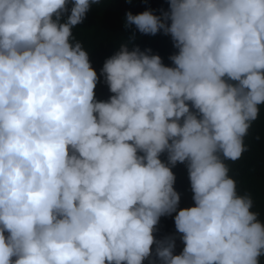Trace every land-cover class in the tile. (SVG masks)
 Here are the masks:
<instances>
[{
    "label": "clouds",
    "instance_id": "1",
    "mask_svg": "<svg viewBox=\"0 0 264 264\" xmlns=\"http://www.w3.org/2000/svg\"><path fill=\"white\" fill-rule=\"evenodd\" d=\"M106 2L0 0V264H261L229 162L264 106V0L129 11L97 73L74 30ZM137 33L169 37L170 63Z\"/></svg>",
    "mask_w": 264,
    "mask_h": 264
},
{
    "label": "trees",
    "instance_id": "2",
    "mask_svg": "<svg viewBox=\"0 0 264 264\" xmlns=\"http://www.w3.org/2000/svg\"><path fill=\"white\" fill-rule=\"evenodd\" d=\"M167 7L165 0H147V3L145 0H132L131 3L127 0H112L111 3L106 2L100 7L93 6L85 22L74 30V34L90 52L91 63L99 73L104 61L118 50V43L128 35L124 29L127 12L131 11L135 15L151 8L159 14V9H167ZM136 43L142 50L151 48L153 53L162 57L166 65L170 63L168 57L175 52L171 39L162 34L148 36L137 33ZM96 92L97 98L101 100L107 99L110 95L102 78ZM245 143L249 150L239 161L229 162L231 175L237 181L241 194H251L255 203L253 210L259 212L261 219L264 220V106ZM173 171L177 177L176 190L182 195L181 208L193 206L185 167L178 165ZM172 232H174L173 220L162 218L158 238ZM181 247L178 242L177 254ZM261 264H264V257H261Z\"/></svg>",
    "mask_w": 264,
    "mask_h": 264
}]
</instances>
